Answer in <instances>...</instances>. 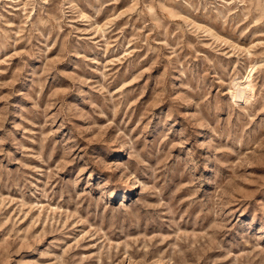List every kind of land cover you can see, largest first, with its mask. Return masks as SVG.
<instances>
[{
	"label": "rangeland",
	"instance_id": "374dc122",
	"mask_svg": "<svg viewBox=\"0 0 264 264\" xmlns=\"http://www.w3.org/2000/svg\"><path fill=\"white\" fill-rule=\"evenodd\" d=\"M0 264H264V0H0Z\"/></svg>",
	"mask_w": 264,
	"mask_h": 264
},
{
	"label": "bare ground",
	"instance_id": "6f19581e",
	"mask_svg": "<svg viewBox=\"0 0 264 264\" xmlns=\"http://www.w3.org/2000/svg\"><path fill=\"white\" fill-rule=\"evenodd\" d=\"M252 70V69H251ZM254 70V69H253ZM238 91H245L246 90V88L243 86V87H238V89H237ZM241 98H246V95L245 94H242L241 96H240Z\"/></svg>",
	"mask_w": 264,
	"mask_h": 264
}]
</instances>
